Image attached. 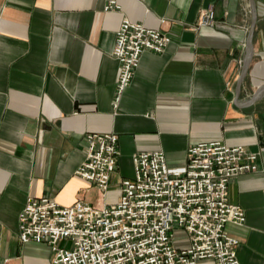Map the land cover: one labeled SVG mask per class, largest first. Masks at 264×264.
<instances>
[{
    "label": "crops",
    "instance_id": "1",
    "mask_svg": "<svg viewBox=\"0 0 264 264\" xmlns=\"http://www.w3.org/2000/svg\"><path fill=\"white\" fill-rule=\"evenodd\" d=\"M115 1L118 10L104 11ZM252 58L235 102L250 29L249 0H0V264H50L44 243L19 240L28 198L61 206L114 204L132 156L161 151L182 167L192 145L218 141L257 156V170L233 178L228 202L245 213L225 231L239 241L240 264H264V0H255ZM213 8L219 26L196 28ZM170 38L142 53L113 107L118 62L111 56L122 20ZM87 134H115L119 159L103 194L75 175ZM173 245L189 247L180 229ZM197 264H214L201 260Z\"/></svg>",
    "mask_w": 264,
    "mask_h": 264
},
{
    "label": "built area",
    "instance_id": "2",
    "mask_svg": "<svg viewBox=\"0 0 264 264\" xmlns=\"http://www.w3.org/2000/svg\"><path fill=\"white\" fill-rule=\"evenodd\" d=\"M110 1L104 11L118 10ZM219 26L213 8L200 13L196 28ZM168 35L141 23L122 20L111 56L118 62L113 107L131 83L143 52L162 53ZM85 160L75 175L103 194L119 159L115 134H87ZM257 156L242 146L212 141L187 149L182 167H168L161 151L132 156L133 176L118 181V200L96 208L81 200L61 206L48 197L28 198L19 214V240L44 243L50 264H240L237 238L225 231L227 223L242 225L245 213L228 202L229 182L257 170ZM180 229L189 247L173 245Z\"/></svg>",
    "mask_w": 264,
    "mask_h": 264
},
{
    "label": "water",
    "instance_id": "3",
    "mask_svg": "<svg viewBox=\"0 0 264 264\" xmlns=\"http://www.w3.org/2000/svg\"><path fill=\"white\" fill-rule=\"evenodd\" d=\"M249 7H250V14H251V24H250V29L246 38V48H245V57L242 63L241 71L239 74V77L237 79L236 83V94H235V102H237L240 92H241V87L242 83L244 80V77L247 73L251 58H252V37H253V32L255 29L256 21H257V11H256V3L255 0H249ZM264 91V85L260 86L253 96L251 97L249 103L246 106H251L255 101L260 97V95Z\"/></svg>",
    "mask_w": 264,
    "mask_h": 264
}]
</instances>
